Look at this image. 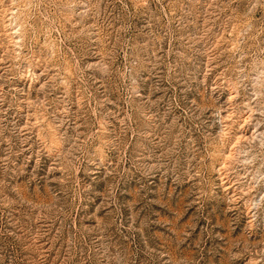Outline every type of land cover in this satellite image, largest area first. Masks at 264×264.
Listing matches in <instances>:
<instances>
[{"label": "rangeland", "instance_id": "1", "mask_svg": "<svg viewBox=\"0 0 264 264\" xmlns=\"http://www.w3.org/2000/svg\"><path fill=\"white\" fill-rule=\"evenodd\" d=\"M0 264H264V0H0Z\"/></svg>", "mask_w": 264, "mask_h": 264}]
</instances>
